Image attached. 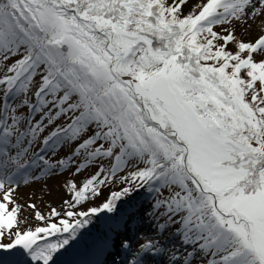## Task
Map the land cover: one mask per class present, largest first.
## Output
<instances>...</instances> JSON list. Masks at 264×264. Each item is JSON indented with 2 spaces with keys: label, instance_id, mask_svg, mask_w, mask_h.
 Masks as SVG:
<instances>
[{
  "label": "snow or ice",
  "instance_id": "6c2138e0",
  "mask_svg": "<svg viewBox=\"0 0 264 264\" xmlns=\"http://www.w3.org/2000/svg\"><path fill=\"white\" fill-rule=\"evenodd\" d=\"M188 5L0 0V264H264V0Z\"/></svg>",
  "mask_w": 264,
  "mask_h": 264
},
{
  "label": "rangeland",
  "instance_id": "374dc122",
  "mask_svg": "<svg viewBox=\"0 0 264 264\" xmlns=\"http://www.w3.org/2000/svg\"><path fill=\"white\" fill-rule=\"evenodd\" d=\"M197 2H200V0H189L188 7L185 8V12L189 10V8L192 7V5L196 4ZM38 118V117H37ZM88 175V173L82 174V176H77L75 179L79 182L83 176ZM65 176L60 177H54L47 181V188L41 191L43 188V184H34L30 187L21 188L20 189V199L19 203L22 205H26L31 202L35 203L37 205V208L43 213L45 216L48 215L50 208L55 207L58 210H62V203L65 199H68V195L66 194L65 189L63 188V182L65 180ZM117 187V186H116ZM108 191L104 193V195H107ZM146 196V193L142 192L141 198L143 199ZM31 198V199H30ZM100 199H103L101 197ZM96 203H99V200L96 201ZM21 216H28L29 217V224L34 228L35 226L42 225V221H39L35 219L34 213L30 209H26L22 211ZM101 227L99 223H97L95 226H93L90 230V233L86 235H94L97 230ZM143 232L145 234H151L150 230L146 227ZM70 252V251H69ZM68 252V253H69ZM67 254V253H65ZM63 254V255H65ZM62 256V255H61ZM59 256V257H61ZM58 257V258H59ZM57 258V260H58Z\"/></svg>",
  "mask_w": 264,
  "mask_h": 264
},
{
  "label": "trees",
  "instance_id": "16d2710c",
  "mask_svg": "<svg viewBox=\"0 0 264 264\" xmlns=\"http://www.w3.org/2000/svg\"><path fill=\"white\" fill-rule=\"evenodd\" d=\"M82 178H83V177H82ZM117 187H119V185H117ZM107 191H108V189H105L104 193L107 192Z\"/></svg>",
  "mask_w": 264,
  "mask_h": 264
},
{
  "label": "bare ground",
  "instance_id": "6f19581e",
  "mask_svg": "<svg viewBox=\"0 0 264 264\" xmlns=\"http://www.w3.org/2000/svg\"><path fill=\"white\" fill-rule=\"evenodd\" d=\"M61 259H63V257H61ZM61 259H60V260H61Z\"/></svg>",
  "mask_w": 264,
  "mask_h": 264
}]
</instances>
